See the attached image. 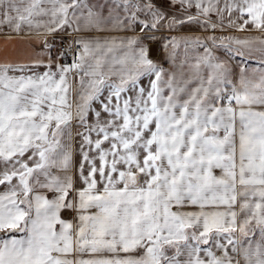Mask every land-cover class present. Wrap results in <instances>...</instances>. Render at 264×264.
Here are the masks:
<instances>
[{"label": "snow or ice", "instance_id": "1", "mask_svg": "<svg viewBox=\"0 0 264 264\" xmlns=\"http://www.w3.org/2000/svg\"><path fill=\"white\" fill-rule=\"evenodd\" d=\"M104 8L0 0V264H264V0Z\"/></svg>", "mask_w": 264, "mask_h": 264}, {"label": "crops", "instance_id": "2", "mask_svg": "<svg viewBox=\"0 0 264 264\" xmlns=\"http://www.w3.org/2000/svg\"><path fill=\"white\" fill-rule=\"evenodd\" d=\"M88 3H95V4H103L105 5L104 11L107 12V6L108 5H113V7H115L116 4H120V12L123 13V0H87ZM249 28H251V25L248 26ZM198 31V30H197ZM228 31L232 32L233 34H237V30L236 29H229ZM67 34V33H66ZM94 35H101V36H108V37H112V36H123V35H129L131 34V30L129 29L127 32L122 30V29H116V30H110L107 32H100V33H93ZM240 35H245L247 34V31L245 32H240ZM253 34H255V30H253ZM7 43L6 40V34L3 31H0V58L3 57V53H4V49H5V44ZM11 44H9V49H11ZM153 49H154V54H155V45H153ZM34 50L31 48H26L24 50L21 51L20 55L23 56H27L29 54H31ZM181 52H182V46H181ZM221 54H222V50H221ZM239 61V56L236 57V61H234V63ZM160 63L163 64V66L165 68L169 67V63L166 62L165 60H160ZM143 82L147 83V78H143ZM166 91H165V95H166ZM222 134V133H221ZM214 172H216L217 174H219V169H213ZM0 191H3V186H0ZM46 195H50V192H46ZM61 215L64 216L65 218H71V214L66 212L65 210H61Z\"/></svg>", "mask_w": 264, "mask_h": 264}, {"label": "built area", "instance_id": "3", "mask_svg": "<svg viewBox=\"0 0 264 264\" xmlns=\"http://www.w3.org/2000/svg\"><path fill=\"white\" fill-rule=\"evenodd\" d=\"M65 35H67V34H65ZM71 59H72V55L70 53L69 56L67 57L68 62H71Z\"/></svg>", "mask_w": 264, "mask_h": 264}]
</instances>
